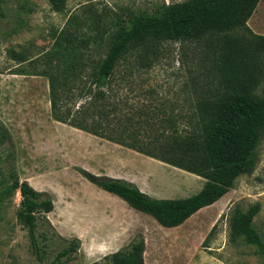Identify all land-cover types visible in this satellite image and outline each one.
<instances>
[{"label": "rangeland", "instance_id": "obj_1", "mask_svg": "<svg viewBox=\"0 0 264 264\" xmlns=\"http://www.w3.org/2000/svg\"><path fill=\"white\" fill-rule=\"evenodd\" d=\"M181 1L64 0L56 11L48 0H0V264H50L59 247L74 239L77 249L55 264H106L105 255L125 247L137 235L143 241V264H264L256 247L232 237L229 229L234 209L244 212L258 203L251 223L264 243V132L252 152L249 174L236 178L213 206L166 229L147 215L129 214L116 203L111 207L112 199L81 176L80 171L96 176L106 169L116 170L122 164L113 152L116 147L52 121L47 79L34 75L47 71L57 87L78 88L87 80L91 65L103 57L120 21L126 24L161 4ZM246 25L264 36V1L258 2ZM60 34L70 35L75 42L88 38L81 52L84 63L74 73L67 52L60 48L63 43L56 44ZM209 58L168 43L148 69L130 74L129 64L117 66L112 89L129 108L154 104L162 115L180 123L183 119L178 117L190 113L192 84L213 81ZM19 72L24 75H16ZM198 74L200 79L195 78ZM258 86L264 92V77ZM80 102L72 99L64 104ZM129 110L122 113L129 116ZM125 161L129 163L124 162V173H140L143 190L162 199L189 197L203 184L201 178L162 163ZM12 172L52 203L49 214L37 217L36 249L18 217V192L9 190Z\"/></svg>", "mask_w": 264, "mask_h": 264}, {"label": "trees", "instance_id": "obj_2", "mask_svg": "<svg viewBox=\"0 0 264 264\" xmlns=\"http://www.w3.org/2000/svg\"><path fill=\"white\" fill-rule=\"evenodd\" d=\"M48 1L56 11L64 3V0ZM259 1L264 0H184L161 4L153 12L134 17L126 24L120 21L115 26L112 42L103 57L91 65L87 80L78 88L57 87L55 77L47 71L34 74L47 79L52 121L199 177L203 184L198 192L186 198L154 199L131 183L80 171L85 180L169 229L216 202L236 178L251 172L252 152L264 132V92L258 91L264 77V36L252 33L246 22ZM74 40L68 34H60L56 42L59 46L63 43L60 48L67 52L71 73L83 65L81 52L88 44V38ZM168 43L210 57L213 67V81L196 80L192 84L190 113L179 116L183 119L180 123L162 115L152 103L129 108L126 100L112 89L117 66L129 64L130 74L148 69ZM10 54L20 63L23 61L19 55ZM72 99L82 102L77 106L64 104ZM128 109L129 116L122 113ZM141 126L146 129L141 130ZM10 178L9 190H16L20 197L18 217L36 249V220L52 210L51 200L25 181L19 182L14 172ZM258 210V203L244 212L234 209L229 229L232 237L256 247V253L264 259V243L251 223ZM65 243L50 264L59 263L77 249L78 240ZM142 253L143 241L137 235L102 260L106 264H143Z\"/></svg>", "mask_w": 264, "mask_h": 264}, {"label": "crops", "instance_id": "obj_3", "mask_svg": "<svg viewBox=\"0 0 264 264\" xmlns=\"http://www.w3.org/2000/svg\"><path fill=\"white\" fill-rule=\"evenodd\" d=\"M257 6V5H256ZM253 14V13H252ZM251 14V15H252ZM63 125V124H62ZM70 128V127H69ZM71 129H73V128H71ZM75 130V129H74ZM76 131H78V130H76ZM85 134V133H84ZM86 136H88L89 138H92V139H99V138H97V137H94V136H91V135H88V134H85ZM100 140H102V139H100ZM103 142L105 143V144H107V145H111L112 147H116V148H113V152L115 153H117L118 154V156H119V158H120V160L119 161H122V164L120 165V166H118L117 168H116V170H112V172H109L108 171V169H104L105 170V173H102L103 171H101V172H99V173H94L96 176H99V175H101V176H103V177H106V178H110V179H116V180H122V181H125V182H128V183H131V184H133L140 192H142V193H144V194H146L147 196H149V197H151V198H154V199H162V198H164L163 196H156V195H158V194H156V195H152V194H149L148 192H145L144 190H143V188H142V185H141V181H142V179H141V175H140V173L139 174H137V173H134V175H127L126 173H124L125 171V163L124 162H127V163H129L128 161H125V158L126 159H132L133 158V161L134 162H137V161H139V159H147V160H150V161H152V162H154L155 164H157V163H160V162H157V161H155V160H152V159H149V158H147V157H144V156H142V155H140V154H138V153H136V152H134V151H131V150H129V149H126V148H124V147H121V146H119V145H116V144H113V143H110V142H107V141H104L103 140ZM122 158V159H121ZM117 161V160H116ZM85 164H87L86 162H85ZM138 165H140V163L138 164ZM88 170H89V167L88 166H86V165H84ZM84 166H81V167H83L84 168ZM153 166H155V165H153ZM128 167V166H127ZM85 168V169H86ZM98 172V171H97ZM106 172H108V173H106ZM201 188V187H200ZM95 189L101 194V195H105L106 197H108V198H110V199H112V203H111V207H113L114 206V204L116 203L117 204V206H119V207H121V208H123V209H126L125 211H127V213H129V214H139V215H143V216H146V215H144V214H142V213H139V212H137V211H135V210H133V209H131L130 207H128L122 200H120L118 197H116V196H114V195H112V194H109V193H107V192H105V191H102V190H100V189H98V188H96L95 187ZM199 191V190H198ZM197 191V192H198ZM195 194V193H194ZM160 195V194H159ZM221 199V198H220ZM220 199H218L216 202H214L213 204H211L210 206H207V207H211V206H213L215 203H217ZM114 201V202H113ZM204 208H206V207H204ZM203 209V208H202ZM201 210V209H200ZM199 211V210H198ZM197 211V212H198ZM196 212V213H197ZM46 214H49V213H46ZM195 214V213H194ZM193 214V215H194ZM191 217V216H190ZM155 222V221H154ZM156 223V222H155ZM157 224V223H156ZM158 225V224H157ZM163 228V227H162ZM175 228V227H174Z\"/></svg>", "mask_w": 264, "mask_h": 264}]
</instances>
